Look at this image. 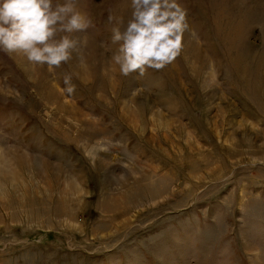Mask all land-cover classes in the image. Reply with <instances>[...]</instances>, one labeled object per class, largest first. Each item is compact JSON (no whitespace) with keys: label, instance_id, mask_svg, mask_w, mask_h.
Instances as JSON below:
<instances>
[{"label":"rangeland","instance_id":"rangeland-1","mask_svg":"<svg viewBox=\"0 0 264 264\" xmlns=\"http://www.w3.org/2000/svg\"><path fill=\"white\" fill-rule=\"evenodd\" d=\"M130 2L78 0L54 72L0 51V264H264V0H178V56L124 76Z\"/></svg>","mask_w":264,"mask_h":264},{"label":"clouds","instance_id":"clouds-1","mask_svg":"<svg viewBox=\"0 0 264 264\" xmlns=\"http://www.w3.org/2000/svg\"><path fill=\"white\" fill-rule=\"evenodd\" d=\"M127 22L108 17L113 44L112 61L124 76L163 69L180 53L187 30L186 11L178 0H131ZM92 21L79 10L78 0H0V51L22 54L32 65H47L49 72L72 59L78 40L71 34L86 31ZM64 76L66 91L75 85ZM252 163H264L257 157Z\"/></svg>","mask_w":264,"mask_h":264}]
</instances>
